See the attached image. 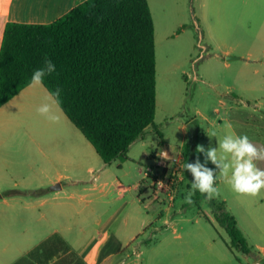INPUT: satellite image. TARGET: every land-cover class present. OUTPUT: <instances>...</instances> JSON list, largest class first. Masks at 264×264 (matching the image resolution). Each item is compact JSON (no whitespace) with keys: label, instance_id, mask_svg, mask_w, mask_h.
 <instances>
[{"label":"rangeland","instance_id":"obj_1","mask_svg":"<svg viewBox=\"0 0 264 264\" xmlns=\"http://www.w3.org/2000/svg\"><path fill=\"white\" fill-rule=\"evenodd\" d=\"M149 4L155 22L159 111L175 104L174 120L187 119L184 108L188 114L200 111L208 119L198 116L199 145L206 151L218 149L225 135L242 132L252 134L261 143L257 147L264 148V0H149ZM227 52L238 59L227 60ZM133 151L142 155L139 143ZM205 160L200 153V162ZM124 163L117 159L103 170L101 160L74 186L46 194L44 206L39 201L0 209V264L14 263L55 230L81 243L97 236L108 222L106 235L112 237L110 246L118 256L108 264H264V190L257 197L238 195L210 160L205 165H211L219 180V195L213 199L226 203L253 247L247 255L230 250V238L205 196L197 191L192 204L185 202L191 180L185 181L183 197L170 208L153 201L150 191L142 196L145 208L137 202L136 192L121 194L115 181L129 187L138 174L135 166L126 164L124 175L120 169ZM158 215L169 222L152 223Z\"/></svg>","mask_w":264,"mask_h":264},{"label":"trees","instance_id":"obj_2","mask_svg":"<svg viewBox=\"0 0 264 264\" xmlns=\"http://www.w3.org/2000/svg\"><path fill=\"white\" fill-rule=\"evenodd\" d=\"M51 59L56 72L43 85L104 164L129 160V148L155 126L157 55L148 0H87L51 24L7 23L0 50V107L31 84ZM187 162V161H186ZM193 180L191 173L188 172ZM233 248L253 253L226 203L208 201ZM55 233L14 264H78ZM81 262V261H80Z\"/></svg>","mask_w":264,"mask_h":264},{"label":"crops","instance_id":"obj_3","mask_svg":"<svg viewBox=\"0 0 264 264\" xmlns=\"http://www.w3.org/2000/svg\"><path fill=\"white\" fill-rule=\"evenodd\" d=\"M85 1L87 0H0V50L7 23L51 24ZM227 53L228 56L231 55ZM49 94L43 84H30L0 107V209H18L39 201L40 206H44L48 199L45 195L53 191L47 187L60 185L61 188L56 190L60 193L66 189V185L74 186L79 178L94 171V166L102 160L92 144ZM44 103L51 105L55 121L37 113L36 109ZM172 103L174 99L171 100ZM174 107L175 104H172L159 111L157 94L155 126L146 129L145 134L129 148V160L120 165L124 175L128 174L125 173L126 164L135 166L138 174L131 186L125 187L117 181L115 183L121 194L136 192L137 202L140 204L144 200L143 194L148 192L141 188L144 168L152 163V154L158 148L167 147L175 153H183L188 163H194L197 158L200 160V153L196 151L201 136L198 116L205 121L208 119L198 110L188 114L187 108H184L183 116L186 115L187 119L177 117L174 120L173 115H178L173 111ZM215 122L214 119L212 125ZM242 134L247 135L253 144H261L252 134ZM136 143L142 149L140 156L133 151ZM106 165L108 164L102 165L103 170ZM257 166L261 168V161L257 162ZM99 177L98 175L97 181ZM95 187L98 185L95 184ZM118 211L120 208L116 212ZM163 220L165 223L169 222L168 219H163V215H158L152 223ZM110 223L102 224L97 236L92 235L81 243L71 242L56 230L51 235L58 233L68 242L77 253L78 264H108L118 257L115 249L110 246L112 237L106 235ZM141 254L142 252L136 253Z\"/></svg>","mask_w":264,"mask_h":264},{"label":"clouds","instance_id":"obj_4","mask_svg":"<svg viewBox=\"0 0 264 264\" xmlns=\"http://www.w3.org/2000/svg\"><path fill=\"white\" fill-rule=\"evenodd\" d=\"M54 72H56L55 64L46 57L43 67L33 70L30 82L32 85H42L44 78ZM61 91L57 87L49 95L58 98ZM36 111L50 121L56 119L48 103L40 105ZM218 149L209 148L206 151L203 146L197 145L196 151L204 153L205 163H201L197 158L194 163L187 162L183 165L184 170L190 172L193 178L191 190L185 197L186 203L194 202L192 197L197 191L208 200L219 195V189L215 186L217 175L213 169L205 166L209 160L219 169L220 176L225 179L234 193L257 197L264 190V169L257 166L258 161H264V148H258L247 135L228 134L219 140Z\"/></svg>","mask_w":264,"mask_h":264},{"label":"built area","instance_id":"obj_5","mask_svg":"<svg viewBox=\"0 0 264 264\" xmlns=\"http://www.w3.org/2000/svg\"><path fill=\"white\" fill-rule=\"evenodd\" d=\"M185 163L183 153H175L167 147L158 148L152 154V163L144 168L142 190L150 191L153 201H157L160 206L173 207L185 193V181L191 180L188 171L183 168Z\"/></svg>","mask_w":264,"mask_h":264},{"label":"water","instance_id":"obj_6","mask_svg":"<svg viewBox=\"0 0 264 264\" xmlns=\"http://www.w3.org/2000/svg\"><path fill=\"white\" fill-rule=\"evenodd\" d=\"M234 59H238V57H234V56H228V57H227V60H234ZM59 188H61L60 185H57V186H53V187H51V189H52L53 191H56V190H58Z\"/></svg>","mask_w":264,"mask_h":264}]
</instances>
